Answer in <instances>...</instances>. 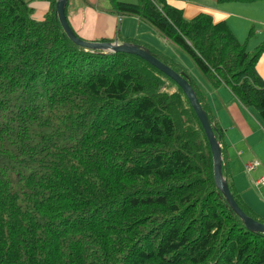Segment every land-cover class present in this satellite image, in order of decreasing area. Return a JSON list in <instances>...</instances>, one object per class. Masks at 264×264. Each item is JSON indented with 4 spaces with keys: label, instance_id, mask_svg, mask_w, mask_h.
<instances>
[{
    "label": "trees",
    "instance_id": "1",
    "mask_svg": "<svg viewBox=\"0 0 264 264\" xmlns=\"http://www.w3.org/2000/svg\"><path fill=\"white\" fill-rule=\"evenodd\" d=\"M29 1L0 0V264H264V233L247 230L216 188L182 90L133 54L75 45L56 0L41 19ZM109 1L110 13L147 22L189 55L198 80L160 60L188 77L216 128L234 200L264 223L230 183L203 89L226 87L264 124L255 69L264 41L248 51L253 30L240 41L226 21L187 19L170 0Z\"/></svg>",
    "mask_w": 264,
    "mask_h": 264
},
{
    "label": "crops",
    "instance_id": "2",
    "mask_svg": "<svg viewBox=\"0 0 264 264\" xmlns=\"http://www.w3.org/2000/svg\"><path fill=\"white\" fill-rule=\"evenodd\" d=\"M169 2L181 8L187 19L204 12L210 14L214 22L226 21L236 36L244 38L253 30L252 39L247 44L248 51L264 40V1L225 4H217L215 0ZM39 3L43 4V9L39 8ZM29 5L33 8L32 16L41 19L48 11L49 2L30 0ZM99 5L100 0H68L67 19L72 29L86 40L124 41L116 31L122 16L110 13V6L99 10ZM39 9H42L40 13ZM255 69L264 79V52L256 62ZM204 86L214 120L223 131L231 173L230 183L239 193L243 207L264 220V182L260 181L264 176V124L254 112L244 108L226 87L212 88L209 83ZM254 161H258L259 165L246 171L244 165Z\"/></svg>",
    "mask_w": 264,
    "mask_h": 264
},
{
    "label": "water",
    "instance_id": "3",
    "mask_svg": "<svg viewBox=\"0 0 264 264\" xmlns=\"http://www.w3.org/2000/svg\"><path fill=\"white\" fill-rule=\"evenodd\" d=\"M67 3L68 0H56L55 12L60 26L62 27L64 33L72 43L89 50H99L104 52H123L133 54L145 60L151 66L155 67L161 73L169 77L182 90L199 120L201 127L205 133L207 142L209 144L212 158L213 180L216 188L225 198L227 205L240 218L247 230L264 233V224L259 221H256L252 217L245 214L234 200V197L232 196V193L228 187L227 180L222 174L221 150L217 141V137L214 134L216 128L210 124L206 112L201 107L195 91L188 82V77L182 72L178 73L174 71L171 67L163 63L160 59H158L148 49L137 45L134 42H117L116 40L93 41L80 38L78 35L75 34L67 20L65 13Z\"/></svg>",
    "mask_w": 264,
    "mask_h": 264
},
{
    "label": "rangeland",
    "instance_id": "4",
    "mask_svg": "<svg viewBox=\"0 0 264 264\" xmlns=\"http://www.w3.org/2000/svg\"><path fill=\"white\" fill-rule=\"evenodd\" d=\"M37 1H45V0H37ZM119 1L134 3V2H137L138 0H119ZM260 1H263V0H260ZM29 4H30V1H29ZM38 6L39 8H42V9L44 8L42 3H39ZM109 6H110L109 0H100V5L98 6V9L105 10V9H108ZM42 9H39L38 12L40 13ZM47 10H49V7ZM117 30H118V33H120V37L123 40L134 42L135 44L148 49L151 53L156 55L159 59L165 60L168 63L171 62V65L175 68L181 67L193 79L198 80L200 73L196 69L195 64L193 63L189 55L183 50L173 46L162 35H160L157 31H155V29L151 25H149L147 22L140 20L135 16L122 15V17L120 18V21H118L117 23L116 31ZM236 37L240 41H244L246 36L244 38L243 36L241 37L236 36ZM250 39H252V37ZM250 45H251V41L248 47H250ZM162 80H163L162 88H164L166 91L171 92V93H175L177 91V87L173 83L163 78ZM188 114H189L188 118L190 119V122L194 125L196 129L199 130V126H198V123L196 122V119L191 115V113H188ZM254 216L258 219H263L262 217L258 216L256 213Z\"/></svg>",
    "mask_w": 264,
    "mask_h": 264
}]
</instances>
